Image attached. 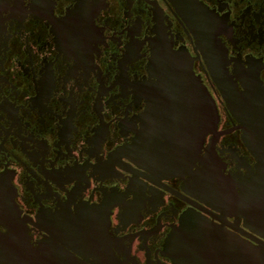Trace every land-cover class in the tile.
<instances>
[{"label": "flooded vegetation", "instance_id": "obj_1", "mask_svg": "<svg viewBox=\"0 0 264 264\" xmlns=\"http://www.w3.org/2000/svg\"><path fill=\"white\" fill-rule=\"evenodd\" d=\"M198 1L228 72L264 84V0ZM179 57L219 113L195 162L166 121ZM208 57L172 0H0V264H191L173 241L198 223L264 243L258 160Z\"/></svg>", "mask_w": 264, "mask_h": 264}, {"label": "water", "instance_id": "obj_2", "mask_svg": "<svg viewBox=\"0 0 264 264\" xmlns=\"http://www.w3.org/2000/svg\"><path fill=\"white\" fill-rule=\"evenodd\" d=\"M172 1L191 23L199 44L209 52L208 63L215 82L228 108L239 121L238 126L243 130L247 147L258 160L260 194L264 199V84L260 74H243L240 77L241 87L228 72L225 62H221L215 54L221 46L211 26L212 18H207L210 16L209 12L198 0ZM164 82L174 91L170 98L178 100L181 106L168 112L170 118L166 121L178 122L176 126H169L170 131L177 133L173 136L175 141L171 146H189L195 162L204 135L217 127V104L209 89L195 75L191 61L182 60L180 57L178 61H173ZM197 225L189 228L184 226L175 233L174 248L184 260L191 264H264V243L256 245L233 240L230 241V246L223 247L218 227L209 229L208 224ZM195 227L201 229L197 230Z\"/></svg>", "mask_w": 264, "mask_h": 264}]
</instances>
